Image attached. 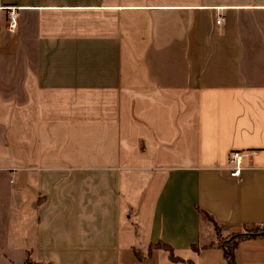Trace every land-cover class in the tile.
Returning a JSON list of instances; mask_svg holds the SVG:
<instances>
[{
  "label": "crops",
  "instance_id": "1",
  "mask_svg": "<svg viewBox=\"0 0 264 264\" xmlns=\"http://www.w3.org/2000/svg\"><path fill=\"white\" fill-rule=\"evenodd\" d=\"M262 227L264 0H0V264H264Z\"/></svg>",
  "mask_w": 264,
  "mask_h": 264
},
{
  "label": "built area",
  "instance_id": "2",
  "mask_svg": "<svg viewBox=\"0 0 264 264\" xmlns=\"http://www.w3.org/2000/svg\"><path fill=\"white\" fill-rule=\"evenodd\" d=\"M222 18H218L217 19V23H221ZM16 19H15V14L14 11L11 12V24L10 27L11 29H15L16 28ZM242 161H243V152L242 151H238V150H234L231 151L230 155H229V164H230V178L233 180H241V169H242Z\"/></svg>",
  "mask_w": 264,
  "mask_h": 264
},
{
  "label": "trees",
  "instance_id": "3",
  "mask_svg": "<svg viewBox=\"0 0 264 264\" xmlns=\"http://www.w3.org/2000/svg\"><path fill=\"white\" fill-rule=\"evenodd\" d=\"M209 219L214 222V225H218L214 219H212L211 217H209ZM253 235H264V229H257L256 231L253 232ZM243 236H239V237H236L235 239L232 238L230 239V241H228L226 244L227 246L224 248L225 249V256L227 257L228 261H229V264H236L235 263V260H234V255H233V250L237 244V242L239 241V238H242ZM159 247H163L164 249L168 250L171 254V258L173 260H176L177 258L174 257L173 253H172V250H171V247L168 246L167 244H163V243H160L158 244ZM33 262V259L31 258H28L27 259V262Z\"/></svg>",
  "mask_w": 264,
  "mask_h": 264
},
{
  "label": "rangeland",
  "instance_id": "4",
  "mask_svg": "<svg viewBox=\"0 0 264 264\" xmlns=\"http://www.w3.org/2000/svg\"><path fill=\"white\" fill-rule=\"evenodd\" d=\"M208 224L212 227V229H214L216 231L217 236H218L217 238L219 239V242H222L223 240H225L227 238H230V235L223 234V231L220 228V226H218V225L215 226L214 224L209 223V222H208ZM260 229H264V227H262ZM26 264H40V263H37L36 261H33V262H28Z\"/></svg>",
  "mask_w": 264,
  "mask_h": 264
}]
</instances>
